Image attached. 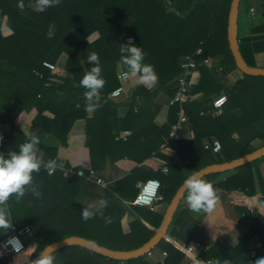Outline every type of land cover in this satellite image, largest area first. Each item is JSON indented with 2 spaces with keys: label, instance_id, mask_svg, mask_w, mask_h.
I'll return each mask as SVG.
<instances>
[{
  "label": "trees",
  "instance_id": "1",
  "mask_svg": "<svg viewBox=\"0 0 264 264\" xmlns=\"http://www.w3.org/2000/svg\"><path fill=\"white\" fill-rule=\"evenodd\" d=\"M231 2L232 0H62L44 12H37L30 7L35 0H24L23 11L17 7L18 0H0V152L7 155L10 151L18 150V145L25 142L27 137L20 131L14 133L13 126L21 112L32 108L39 111L34 123L41 127L38 134L40 138L52 133L65 140L73 123L85 115V102L81 98L85 89L79 85V81L93 66L87 61V56L93 52L99 56L105 85L101 90V107L94 111L92 119H88V132L93 136L91 155L94 159L100 153L96 142L102 137L107 144L113 141L123 144L125 148L131 146L134 139L144 136L149 126L147 124L144 129L134 130L133 136L126 141L115 140L116 135H110L113 129H118L115 122L109 120L118 112V108L108 94L124 85L119 77V73L124 70L120 63V46L128 42V37H133L134 43L147 53L145 62L154 66L157 74L154 87L138 85L131 90L133 100L124 118L125 123L143 120L148 123L147 118L157 107V96L164 92L174 97L177 79L183 73V58L194 56L202 61L208 57H221L222 70L237 68L228 40ZM50 25L55 26V35L51 39L47 36ZM73 29L83 35L79 43H73L68 37ZM96 31L100 34L99 38L90 42L88 37ZM253 32L255 35L259 33L260 37L256 35L240 38V48L247 63L256 66V55L264 52V25L255 28ZM200 49L202 53L197 54ZM55 50L68 55L66 77L53 74L44 66V62L49 61ZM200 68L202 78L192 92H203L206 101L191 107V103L187 102L182 109L189 114L196 128L200 126L202 130H211L220 138L223 148L221 153L206 149L204 134L198 133L202 131L198 129L194 140L176 141L179 153L183 155L186 166L192 172L211 164L243 157L254 151L244 134L252 130L255 122L264 119L263 76L244 74L243 79L229 87L213 74L212 69L203 65ZM224 94L228 96V101L220 115L200 114L201 109H205L208 103L212 104ZM46 109L55 114L54 120L48 124L42 117ZM235 109H242L243 116L235 118L231 114ZM180 110L179 103L171 105L170 123L176 122ZM170 126L164 127L167 133ZM235 131L240 134L239 140L231 137ZM260 159L235 169L236 173L230 178L214 184L217 199L219 191L224 190L233 197L240 194V198L243 195L246 199L255 197L264 203V179L259 169ZM36 174L33 173L34 179ZM221 174L208 175L204 180L212 181ZM143 175L142 170L136 167L117 182L115 187L107 189L104 199L109 204L104 212L113 218L111 224H106L99 216L88 221L82 219L81 211L85 207L75 201L82 180H71L65 190V203L69 205L70 212L62 222L56 226L50 224L49 220L58 209L55 205L29 225L38 247L27 264H34L39 254L52 242L70 236H80L119 251L134 250L147 243L155 233L140 220L131 224L129 233L123 232L121 217L126 208L121 199L134 201L139 192L137 182L157 177L162 184L163 202L170 203L186 176L173 164L169 166L168 175H161L160 172L145 177ZM256 178L260 184L259 191L255 188ZM46 184L48 187L50 182L47 181ZM41 187L44 192L41 191L39 202L48 197L47 188ZM186 197L187 192L169 228L172 237L180 242L202 241L205 237L209 238L210 234L215 237V233H211L207 227L209 218H217L219 226L228 231L227 221H222L216 214L217 205H214L210 214L194 218L187 207ZM138 210L145 221L159 227L163 214L145 206ZM249 233L262 235L260 239L263 243L250 249L247 247L248 239H244L231 253L223 250L221 240L212 238L214 245L206 256L214 258L218 264H221L225 256L233 259L235 264H247L254 249L259 252L257 259L264 258V252L260 249L264 247V213L253 217ZM155 252L167 253L164 261L158 264H180L184 260V254L164 239L151 251L152 254ZM52 255L55 257V264H106L108 261L113 264H156L149 254L131 260H116L80 245L65 246Z\"/></svg>",
  "mask_w": 264,
  "mask_h": 264
},
{
  "label": "crops",
  "instance_id": "2",
  "mask_svg": "<svg viewBox=\"0 0 264 264\" xmlns=\"http://www.w3.org/2000/svg\"><path fill=\"white\" fill-rule=\"evenodd\" d=\"M263 4L264 0H242L239 12V38L251 37L256 35H258L257 37H260V34L258 33L255 35L253 30L264 25ZM34 5L35 3L30 4V7L33 10ZM99 36V32L96 31L88 37V40L90 42H93L97 40ZM68 37L73 43H79L83 39V35L75 29L69 32ZM210 58L213 59L212 67L206 66L204 64L201 65L212 69L213 74L223 84L232 87L240 79H243L244 73L241 72V70H239L238 68L220 70L219 66L222 60L221 57ZM255 58L256 66L264 68V52L258 53ZM67 59L68 55L65 52L55 50L48 59L50 62L56 64L57 66L56 72L52 73L60 77H66ZM201 65H199L198 69L192 74L195 82L194 88L197 87L202 78L200 68ZM122 81L124 82V85L118 87L123 90V95L121 98L115 100L110 97L111 93L115 89L110 91L108 94L109 99L112 100V102L115 103L118 108V112H116L115 115H112L109 119L113 123L115 122V125L118 127V129H113V131L110 132V135H116L115 140L126 141L133 136L134 130L138 129L139 131L140 129H144V127L148 124L149 129L144 132V136H142V138L137 137L136 139H134L131 146H127V148H125L123 144L115 143L113 141L107 144V142H105L102 137L98 142H96L97 147L100 148V153L93 159L90 150L91 144L93 142V136L88 132V119H92L94 117V112L89 113L85 109V115L82 118L77 119L73 123L64 141L60 137H57L52 133H47L45 136L40 138L41 143L39 147L44 153L45 161L49 159H57L58 162L63 163V168L57 169L53 174L49 175L47 170L42 167L41 171L36 174L34 182L39 187L40 191L44 192V190H41L43 189L41 186H45V188H47L46 194L48 195V197L42 202H39V198L34 197L30 191L26 192L25 196L20 201H17L14 195L10 197L9 201L4 207L11 220L13 221V225L7 233L0 234V244L17 230L33 224L39 217H41L43 212L47 211L48 209H53L55 205L58 206V209L53 213L51 219L49 220L50 224L56 226L60 222H62V220L70 212L69 205L65 203V190L71 180L75 178L78 180H82L81 186L77 191V194L75 195V201L83 207H88L90 204H93L97 200L105 198L107 189L115 187L117 182L121 181L123 178L129 175L131 173V170L136 167L142 170L144 177L150 174H155L157 172H160L161 175H168L170 164H173L175 167H177L186 176V178L192 174V170L186 166L183 155L179 153L177 149L176 141L178 140H173L170 137L172 125L179 120L178 114L175 123L172 124L169 121L170 109L171 105L173 104L172 97L164 92L160 93L157 96V107L154 108L151 116L147 118L148 123L146 122V120H143L141 122L136 121L134 123H125L124 118L133 100L131 90L141 84H138L135 79ZM81 98L85 102L84 96H82ZM205 101L206 96L203 92L195 93L193 91L188 103H191L189 106L191 107L192 105L202 104ZM78 107H80V105H78ZM211 112L212 104L208 103L205 109H201L200 114L204 116L210 114ZM184 113L188 117V121L179 131V134L181 135L180 140H187L190 142L197 136L196 129L202 130L203 128L200 126L196 128L195 124L192 123L189 114L185 112V109ZM38 114L39 111L37 108H32L30 110L21 112L15 119L13 132L18 133V131H20L26 137L27 135H31L33 133L38 135L41 131V127L35 125L34 123ZM231 114L235 116V118H240L243 116V110L235 109L231 112ZM42 117L47 121L45 122L48 124L49 121L54 120L55 114L51 110L46 109L42 113ZM108 118L109 116L107 117V119ZM124 126H126L127 128H124ZM165 126H170L168 133L166 132V130H164ZM5 127H7V125H5ZM2 130H4V127ZM125 132L128 133L125 135ZM198 133L204 134L203 141H211L213 139L220 140V138H218L211 130H202ZM104 134L105 131L103 130V135ZM244 136L249 141L250 146L253 147L254 150L263 147L264 119L255 122L253 124L252 130L245 133ZM231 137L235 140H239L240 134L239 132L235 131L232 133ZM103 152H105V154H103ZM127 153L130 154V156H128ZM80 169H83L86 172L93 170L95 172V178L89 179L79 176L77 174V171ZM164 169H167L166 173ZM259 169L262 178L264 179V157L259 161ZM235 173V170H231L222 173L219 177L215 178L212 181H206L214 185L217 182H224ZM37 175H39V177ZM97 178L103 179L105 184L98 183ZM150 178L152 177H149L147 179ZM153 178L159 179L157 177ZM47 181L50 182V185H48V187H46ZM142 181L145 180H139L137 182V188L138 184ZM255 188L257 189V191L260 190L258 178H256ZM218 194V202L216 201L215 204L218 208V212L216 214L222 221H227L229 228L228 231L223 230L221 225L219 226L217 218H209L207 220L208 224L206 221L209 231H211V233L214 232L216 235L214 237L213 234H210L208 235L209 238L205 237L204 239H202V242L209 247V251L210 248L214 245L212 241L214 238L221 240V242L223 243V250H229L231 253L244 239H248L247 247L250 249H252L258 243L262 244L263 241L260 239L262 238V235H250L249 230L252 225L253 217L257 216L261 212L264 213V203L256 200L255 197L246 199V196L243 195L242 198H240V194L233 197L224 190H220ZM124 201L126 202V204H123V206L126 208V211L121 217V226L123 232L129 233L131 230V224L137 220H140L155 233L158 227L151 225L140 216L138 209H140L141 206L134 205L133 201ZM168 205L169 203L167 201L161 202L157 205L154 211L159 214H163L164 216ZM244 209L247 210V212H245ZM249 212H251V214H249ZM191 215L194 218H201L203 216L192 212ZM164 240L171 243L176 248H178L177 245L180 243V241L175 237H172L169 232ZM233 240H237L238 243L234 244ZM37 247L38 242L36 241L35 237H33V241L28 245L27 250L21 255L17 256L15 260H12L11 258L5 256L0 248V264H27ZM260 249L261 252H264V247ZM150 258L156 264L162 263L161 260L163 259V253L155 252L154 254L150 255ZM106 264L113 263L111 261H108ZM180 264L188 263L183 260ZM221 264L235 263L233 259L225 256ZM242 264L246 263L243 262Z\"/></svg>",
  "mask_w": 264,
  "mask_h": 264
},
{
  "label": "clouds",
  "instance_id": "3",
  "mask_svg": "<svg viewBox=\"0 0 264 264\" xmlns=\"http://www.w3.org/2000/svg\"><path fill=\"white\" fill-rule=\"evenodd\" d=\"M60 0H35L34 10L44 12L50 7L59 4ZM17 7L23 11L25 8L24 0H18ZM55 35V26L50 25L47 32L49 39ZM147 53L142 47L137 46L129 40L120 46V63L124 70L119 73L122 80L135 79L138 84L145 87H152L157 83V74L154 66L145 62ZM89 64L93 65L85 72L79 85L85 89L83 96L85 100L86 111L92 113L96 111L101 104V90L104 88L105 79L102 76L99 56L93 52L87 56ZM40 137L35 133L27 135L25 142L18 145V150L10 151L7 155L0 153V234L7 233L13 225V221L5 210V205L13 195L17 201H20L30 191L32 195L39 198L42 193L35 184L33 173H39L43 167L48 174H53L57 169L63 168V163L57 159L45 161L44 153L39 145ZM165 173L167 169H164ZM184 189L187 192L186 204L188 209L198 215L210 214L217 201V193L212 184L204 180L198 172H192L183 182ZM157 187L151 184L148 192L153 193ZM145 203L150 201L145 200ZM122 204H126L121 199ZM109 201L101 198L83 208L81 217L88 221L94 217H101L106 224H111L113 218L105 215L104 210L108 207ZM233 243H238L233 240ZM10 244L14 251L19 252L23 247L18 237H12L5 247ZM35 264H55V257L50 252L43 253L35 261ZM255 264H264V258H259Z\"/></svg>",
  "mask_w": 264,
  "mask_h": 264
},
{
  "label": "built area",
  "instance_id": "4",
  "mask_svg": "<svg viewBox=\"0 0 264 264\" xmlns=\"http://www.w3.org/2000/svg\"><path fill=\"white\" fill-rule=\"evenodd\" d=\"M133 41V37H128L127 41ZM202 50H198L197 54H201ZM213 59L208 57L205 58L202 61H199L194 56H187L184 58V60L181 63V68L183 69L182 75L177 79L178 85L175 92L174 97L172 98L173 103H179L181 105V110L179 113V120L172 125L171 131H170V137L173 140H180L181 135L179 134V131L183 128L184 124L188 121V117L184 113V110L182 109V106L190 101L191 95H192V89L195 85L194 79L192 77V74L194 71H196L199 67V65L204 64L206 66L212 67ZM44 66L49 68L52 72H56L57 66L56 64L45 61ZM219 69L222 70V66H219ZM123 95V90L121 88L115 89L110 97L112 99H119ZM228 101L227 95H221L218 98H216L212 102V112L210 114L212 115H220L223 112V108L225 104ZM128 132H125V135ZM204 147L206 149L211 150L214 153H221L222 151V143L218 139H213L211 141H205ZM77 174L84 178H95V172L93 170H90L89 172H86L83 169H80L77 171ZM97 182L100 184H105L103 179L97 178ZM151 184L157 185V187L154 189L153 193L148 192V187ZM213 189L214 185L212 184ZM139 193L136 196L135 200L133 201L134 205L138 206H145L149 207L151 210H155L157 205L161 202H163V195L161 193L162 191V184L159 179L156 178H150L145 181H142L138 184ZM148 200L149 203H145L144 201ZM12 237H18L23 247L19 250V252L14 251L12 245L8 244L6 247V242L12 238ZM33 241V234H32V228L30 226H25L19 230H17L15 233H13L11 236H9L6 240H4L0 244V248L3 252V254L12 260H15V258L19 255H21L23 252H25L28 248V245ZM179 250L184 254V260L188 264H218L214 258L206 256V254L209 252V247L206 246L201 240H191L189 242H180L178 245ZM149 255H152L151 252L148 253ZM259 255V252L257 250H252L250 259L247 264H255V261L257 260ZM167 256L166 252H163V259L161 262L164 261V258Z\"/></svg>",
  "mask_w": 264,
  "mask_h": 264
},
{
  "label": "water",
  "instance_id": "5",
  "mask_svg": "<svg viewBox=\"0 0 264 264\" xmlns=\"http://www.w3.org/2000/svg\"><path fill=\"white\" fill-rule=\"evenodd\" d=\"M241 2L242 0H232L231 2L229 17H228V40L230 44V49L234 57V60L236 62V66L239 70H241V72L247 75L264 77V68L248 64L241 52L239 30H238ZM262 157H264V146L252 151L251 153L243 157L231 161H224L222 163L211 164L196 172H198L201 175V177L204 179L208 175L214 173H224L231 170H235L243 165L251 163ZM185 194H186V190L184 189V184H182L177 190L171 202L169 203L167 210L164 214L162 223L157 228L153 237L147 243H145L143 246L137 249L129 250V251H119L105 246H101L96 242H93L91 240H88L80 236H70L52 242L39 254L38 257H40L45 252H50L51 254H53L57 250L69 245H80L90 250H93L99 254H102L108 258H112L116 260H131L143 256L145 254H148L163 239L167 237L173 218L176 214L179 205L184 199Z\"/></svg>",
  "mask_w": 264,
  "mask_h": 264
}]
</instances>
